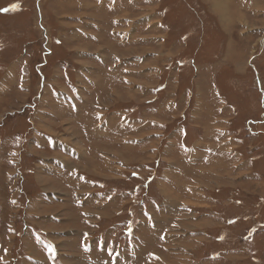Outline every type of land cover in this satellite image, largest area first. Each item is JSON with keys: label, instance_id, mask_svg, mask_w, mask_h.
Wrapping results in <instances>:
<instances>
[{"label": "rangeland", "instance_id": "374dc122", "mask_svg": "<svg viewBox=\"0 0 264 264\" xmlns=\"http://www.w3.org/2000/svg\"><path fill=\"white\" fill-rule=\"evenodd\" d=\"M0 264H264V0H0Z\"/></svg>", "mask_w": 264, "mask_h": 264}, {"label": "bare ground", "instance_id": "6f19581e", "mask_svg": "<svg viewBox=\"0 0 264 264\" xmlns=\"http://www.w3.org/2000/svg\"><path fill=\"white\" fill-rule=\"evenodd\" d=\"M51 168V167H50ZM166 259V258H165Z\"/></svg>", "mask_w": 264, "mask_h": 264}]
</instances>
